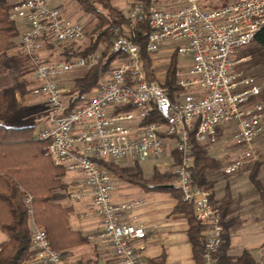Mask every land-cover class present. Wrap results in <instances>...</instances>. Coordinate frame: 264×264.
Masks as SVG:
<instances>
[{
  "label": "built area",
  "instance_id": "obj_1",
  "mask_svg": "<svg viewBox=\"0 0 264 264\" xmlns=\"http://www.w3.org/2000/svg\"><path fill=\"white\" fill-rule=\"evenodd\" d=\"M10 15L21 24L13 51L28 58L29 77L39 83L47 105V123L38 137L48 140L56 165L80 175L67 190L69 198L89 196L93 214L100 219L101 229L89 238L109 244L116 264H143L150 225L123 221L140 201H114L116 177L107 164L160 158L173 146L172 172L183 199L193 204L195 218L206 226L203 264H218L224 226L211 191L193 180L195 144H217L233 123L230 141L236 152L224 172L232 174L257 159L255 140L264 134V81L258 83L237 66L249 59L239 58L240 51L264 27V0L135 2L127 14L129 24L111 27L109 51L120 58L85 102L69 111L71 86L61 81L98 65L103 53L61 59L49 54L56 43L87 41V25L70 19L48 0H19ZM143 23L148 27L144 45L137 41ZM172 41L181 44L167 50L189 56L191 64L175 72V88L170 90L148 79L144 53L153 56ZM160 171L164 174L166 169ZM32 200L26 194L34 250L28 264H67L62 252L52 247L46 229L35 222Z\"/></svg>",
  "mask_w": 264,
  "mask_h": 264
},
{
  "label": "trees",
  "instance_id": "obj_2",
  "mask_svg": "<svg viewBox=\"0 0 264 264\" xmlns=\"http://www.w3.org/2000/svg\"><path fill=\"white\" fill-rule=\"evenodd\" d=\"M18 1L0 0V64L7 70L9 76L7 85L0 90V234L5 235V239L0 241V264H23L34 254L30 212L25 203V196L28 193L33 196V218L38 225L46 229L53 248L64 255L68 249L87 240L81 232L72 230L69 226L71 208L60 202L66 197L68 188L63 178L65 170L56 165L49 155L48 140L33 135L36 123L16 121L19 116L27 113L18 97H24L29 93L32 85V80L28 77L32 71L28 58L13 51L19 37V25L18 21L11 17L10 9ZM78 1L86 11L97 15L100 20L98 27L105 28L92 33L89 43L81 50L64 46L61 49L63 55L67 58L87 56L95 52L101 42L105 43L106 49L98 65L73 77L67 111L78 106L79 102L84 103L85 96L99 87L104 72L120 58L119 53L109 51L111 27L129 24L127 15L122 11L111 9V15L107 16L94 6L93 0ZM147 30V24L143 23L137 36V41L143 45ZM244 55L251 56L249 62L252 67L264 65V27L256 34L252 44L244 50ZM147 62L144 53V68L148 79L152 80ZM175 72L176 64L172 66L168 80L162 84L170 90L175 88ZM194 154L193 180L202 188L211 191V201L219 208L221 223L224 226V241L216 254L218 264H256V259L249 251L238 256L228 254L231 233L239 225L233 224L230 216L239 206L235 204L236 200L232 197L229 186H226L222 199L218 200L215 197L217 170L220 169V173L224 175L222 163L209 153V147L206 145L195 144ZM107 166L121 178L139 185L148 186L149 181L169 182L167 179L164 180L157 170L151 179H146L138 162L126 169L116 168L118 164L113 163H108ZM260 166L259 161L255 163L250 171V179L264 205V181L259 178ZM179 197L175 210L185 212L188 216L195 258L198 264H203L206 226L195 218L193 204L183 199L181 190Z\"/></svg>",
  "mask_w": 264,
  "mask_h": 264
},
{
  "label": "crops",
  "instance_id": "obj_3",
  "mask_svg": "<svg viewBox=\"0 0 264 264\" xmlns=\"http://www.w3.org/2000/svg\"><path fill=\"white\" fill-rule=\"evenodd\" d=\"M76 45L78 47L83 44L69 43L65 46L74 48ZM58 51H60L63 58H67V56L63 55L61 49ZM76 74L78 73L66 75L61 82L71 86L73 77ZM33 82L31 91L24 97H18L26 112L29 110L30 113L33 112L38 104L46 105L45 101L43 100L42 102L39 98L41 97L39 83L35 81L37 84L34 85ZM29 117L26 113L19 116L16 121L19 123L32 122ZM46 121L47 119L44 123H41V129L46 125ZM170 151L172 157V154H174L173 146H170ZM212 156L220 162L222 161L220 156ZM260 159L259 178L264 181V156ZM131 164L123 163L121 165L131 167ZM225 166H222L223 172ZM246 167L232 174L224 172V179L221 181V178L218 179L214 192L216 199L220 200L225 195L226 186H229L232 197L236 200L235 204L239 206L230 216L232 223L239 225L231 233L228 254L238 256L245 251H249L256 259V264H264V205L250 179L252 168ZM161 169L164 168H156L157 171ZM244 169L246 170L244 171ZM115 177L114 201H140L138 205L125 213L123 221L150 225L145 241V249L142 252V263L198 264L195 258L194 246L190 239L189 218L185 212L175 210L180 198L177 182L160 183L149 181L148 186H143L121 178L116 174ZM63 178L68 188L81 180L77 172L65 171ZM60 202L64 206L71 208L69 215V226L71 229L81 232L87 239L84 243L65 252L63 256L66 263L116 264V256L109 244L100 243L89 238V235L97 234L101 229L100 219L92 211L91 198L87 196L82 200L74 201L69 198L66 192V197L61 199ZM29 222L31 226V221L29 220ZM3 239H5V235L0 234V241ZM28 260L24 261L23 264H28Z\"/></svg>",
  "mask_w": 264,
  "mask_h": 264
},
{
  "label": "rangeland",
  "instance_id": "obj_4",
  "mask_svg": "<svg viewBox=\"0 0 264 264\" xmlns=\"http://www.w3.org/2000/svg\"><path fill=\"white\" fill-rule=\"evenodd\" d=\"M139 0H96L94 2V6H96L102 14L110 16L112 11L111 9H115L117 11H122L123 14H128L129 9L131 8L132 4L137 2ZM168 0H156L157 3L163 4ZM50 4L53 6L59 7L60 9L63 10L65 15H67L70 19L74 21H80L83 22L87 25L88 31L90 34L98 32L101 29H104V27H98V24L100 22L99 18L95 13H91L86 11L84 6L78 1V0H48ZM111 12V13H110ZM19 27H21L20 22H18ZM112 39V38H111ZM90 41V38L87 41L82 42L83 45H77L73 48V50H81L83 49L86 44H88ZM181 42L177 41H172L163 44L162 46V51H160L157 54H154L153 56H150L146 54V58L148 59V71L150 72V75L152 79L158 80L161 84L165 83L168 80L169 72L172 68L173 65L176 64V71L178 69L181 70H187L189 65L191 64V58L189 56H184V55H176V53L169 52L167 49H174L178 45H180ZM252 42L250 43V45ZM65 45V43H56V49L52 51L49 54V57L51 59H61L63 58L62 55L60 54V49H62ZM248 45V46H250ZM246 46V48H248ZM245 47L240 51L238 54L239 58H248L250 59V55H244V50L246 49ZM106 49L105 43L101 42L100 46L98 48L99 53H103L104 50ZM111 52V51H110ZM244 60L240 64H238L237 69L243 71L246 74H254L256 77L258 83H261L264 81V65L261 66H251L250 65V60ZM176 76V75H175ZM29 77V76H28ZM30 78V77H29ZM9 79L8 72L7 70L0 64V90L3 89L7 85V81ZM33 82V80H32ZM33 84H37V82H33ZM70 86V85H69ZM72 89H70L71 92ZM94 90H92L90 93L87 95L93 93ZM87 96H85V100ZM40 100L43 102L42 97H39ZM70 98V93L68 94V97L66 100L69 101ZM264 98V94H263ZM83 102H79L77 105H82ZM69 105V104H68ZM77 107V106H76ZM46 109L47 105L45 104H38L36 108H34L33 112L30 113L28 110L27 114L30 116L29 120L32 122L36 123L35 130L33 132V135L38 138L39 131L41 130V123H44L46 120ZM230 129L227 130L225 134H222L220 137V140L217 144L210 146L209 147V153L214 156H220V160L222 165L225 166L230 159L235 155L236 149L234 146L231 144L230 141V135L233 133V128L234 124H229ZM255 145H256V151L258 155V151L260 152V156L257 159H254L246 168H253L255 163L261 160L264 156V134L259 136L255 140ZM172 157H171V151H170V146L167 148L166 152L160 157V158H151L145 161H141L140 167L143 171V175L146 178H152L156 168H164L166 169L165 173H161V171H157L158 174L162 177L165 178L164 180H169L171 183L177 182L176 176L172 172ZM134 166V164H131V167ZM130 167V166H129ZM116 168H122L126 169L128 166L126 165H118ZM222 169V168H221ZM247 169V170H249ZM246 169H244L245 171ZM220 169L217 170V176L218 179L223 180L224 175L220 173ZM116 174V173H114ZM119 176V174H116ZM118 179V178H117ZM116 179V180H117Z\"/></svg>",
  "mask_w": 264,
  "mask_h": 264
}]
</instances>
